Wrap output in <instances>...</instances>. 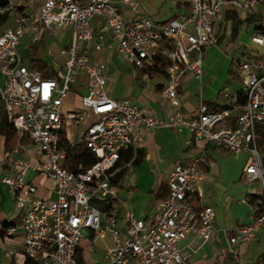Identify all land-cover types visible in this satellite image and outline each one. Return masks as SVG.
Instances as JSON below:
<instances>
[{"label": "built area", "instance_id": "2783aa9c", "mask_svg": "<svg viewBox=\"0 0 264 264\" xmlns=\"http://www.w3.org/2000/svg\"><path fill=\"white\" fill-rule=\"evenodd\" d=\"M126 1L139 6L137 0ZM184 1L190 11L167 21L146 14L128 22L116 0H44L38 11H17L0 26V98L19 138L0 158V166L11 171L0 176V182L10 190L20 219L18 223L6 220L5 235L21 232L22 237L20 245L8 251L9 264H26L28 258L39 264H80L75 256L84 237L91 234L113 238V244L104 247L105 264H187L216 230L214 207L197 200L208 163L204 148L191 162L177 163L170 171L168 194L158 201L150 220L132 211L120 218L116 204V174L124 164H132L144 133L160 125L176 131L189 129V145L205 140L231 154L248 151L244 173L249 182L259 181L261 195L243 201L260 208L252 223L235 230L230 243L247 244L264 227V152L257 139L258 131L264 130V57L245 52L244 58H235L242 89L221 92L225 106L221 111L211 110L201 100L197 115L189 119L183 115L179 97L187 73L202 78L205 49L218 42L215 25L226 5L241 10L260 0ZM97 17L104 20L109 43L124 62L146 76L148 71L165 70L163 93L175 109L170 119L160 120L150 105L108 94L107 64L90 53L103 51L109 38L95 31ZM41 25L49 34L71 30V42L62 49L68 59L51 76L26 64L19 52L23 38L28 35L35 40ZM251 41L264 47V33L253 34ZM83 73L87 77L81 106H68L66 99ZM69 124L79 141L69 136ZM25 138L38 160L22 154ZM79 145H85L97 159L88 167L80 162L74 170L70 152ZM129 153L133 157L124 161ZM40 176L50 181L45 197L38 192ZM120 223L125 225V237ZM231 253L240 260L237 248H231Z\"/></svg>", "mask_w": 264, "mask_h": 264}, {"label": "crops", "instance_id": "0c3cea01", "mask_svg": "<svg viewBox=\"0 0 264 264\" xmlns=\"http://www.w3.org/2000/svg\"><path fill=\"white\" fill-rule=\"evenodd\" d=\"M43 1L10 0L9 8H14L12 3L14 2L23 7L24 10L19 12H36ZM241 1L246 2L247 0ZM137 2L138 8H134L126 0H116L119 9L128 22H132L146 14L152 15L157 21H167L190 11V5L184 0H137ZM256 6L257 4L239 10L240 16L245 18L248 13L253 12L262 13L264 18L261 5ZM232 8L231 5H226L223 18L215 25L218 42L216 45L205 49L202 78H196L193 73H187L183 77L179 97L182 103L181 110L186 118L190 119L197 115L201 100L214 105H223L220 94L224 89H229L226 88L228 85L226 81L229 77L240 85L235 90L230 89L232 92L242 89V81L234 71V60L241 57V55L237 53L236 57H232V61H230V57L224 56L219 47L220 42L232 33L231 21L227 18V11ZM15 12H17V9L12 14ZM263 18L259 23L263 21ZM94 26L97 33L105 32L109 36L103 51L90 52L94 59L105 61L107 64L108 94L115 99L129 98L137 105H150L160 120L167 121L170 119L175 109L163 93V86L167 79L166 74L154 72L146 76L142 72L136 71L131 65L124 63L111 47V43H109L110 32L105 29L104 20L100 17L95 18ZM253 34L255 33H252L251 36ZM30 38L26 35L19 46V52L24 61L25 57L21 52V48L23 46L31 47L34 40L33 38L28 40ZM70 42L71 30L69 38L65 40V47ZM236 42L239 48L234 49L245 48L242 55L245 52H259L260 54L264 52V47L254 44L251 39L244 43L239 37ZM48 56L49 58L54 57L52 52ZM46 57L47 55L44 54L38 57L37 60H44L48 63ZM37 62L31 60L29 65H36ZM86 77V73L81 75L82 81L77 85L79 93H83L85 90L86 83L83 80ZM2 82L3 77L0 75V85H2ZM66 104L70 106L67 102ZM3 114L5 113L0 98V125ZM262 131L264 135V130L262 129ZM190 138L191 132L189 129L184 128L182 131H176L165 125L151 128L144 133L141 146L138 149L141 154L139 161L135 164L123 165L126 173L122 184L117 186L118 199L116 204L119 208L120 218L124 216L126 211H132L137 217L150 220L157 211L158 201L168 194L167 178L170 171L177 163L191 162L198 155L201 148H204L208 163L204 165L205 177L200 184V198L197 200L202 205L214 207L216 230L210 241L192 254L187 264H264V227L247 244L238 242L232 245L230 243V237L235 230L241 225L252 223L260 208L258 204L243 201L244 198L256 199L261 195L259 181H255L257 185L254 184L255 182H249L244 173L249 162V152L242 151L238 154H231L205 140L197 143L193 142L189 145L188 140ZM5 140V136L0 130V158L7 150ZM22 144L24 145L23 155L31 156L35 160L39 159L29 139H23ZM124 161H126V158H124ZM10 172L7 167L0 166V176ZM37 184L39 195L42 197L47 196L50 181L40 176L37 178ZM130 191H133L131 195L129 194ZM18 215L19 211L10 190L0 182V264H9V249L18 247L21 243V232L14 237H7L4 231L6 220L12 219L14 223H18L20 220ZM120 227L122 236L125 237V225L120 223ZM107 236L110 237L108 245H112V236L110 234H107ZM105 238H99L94 234L84 237L78 253L83 250L90 264H105L104 247L107 244L98 249L93 248L99 240ZM186 243L187 241L183 242V244ZM89 245L92 247H89ZM233 247L240 252L239 261L231 253Z\"/></svg>", "mask_w": 264, "mask_h": 264}, {"label": "rangeland", "instance_id": "374dc122", "mask_svg": "<svg viewBox=\"0 0 264 264\" xmlns=\"http://www.w3.org/2000/svg\"><path fill=\"white\" fill-rule=\"evenodd\" d=\"M12 3L14 5L15 9H18V7H20L19 5L15 4L14 2H12ZM259 5H261V9H262V11H264V0L259 1L257 3L256 7H258ZM14 8H10V9L12 11H15ZM259 24L264 27V18H263V21L260 22ZM39 28H40V30L36 35V39L34 40V43L31 44V47L23 46L21 48V52L25 57V63L30 64L31 60H34V59L37 60L38 57H41L42 55L45 54V55H47L46 60L48 61L49 65L51 66L52 70L53 69L57 70V69L63 68L64 62L68 59V56L66 54H62L61 50L64 49V47H65V40H67L70 36V28L67 30L66 29H64V30L57 29L52 34L45 32V29L42 25ZM241 29L242 30L240 32V37H241V40H243V42L245 43L251 39L252 30L247 31L244 28V25L242 26ZM32 38L33 37H31L28 40H32ZM237 46H238L237 42L232 40L230 34H228L223 39V41L220 42V44H219V47L222 50V54L224 56L230 57V59H231L230 61H232V57H236L237 53L240 54L242 58H244V56L242 55V51H243V49L245 50V48L241 47L240 49H234V48H239ZM50 52L53 53L54 57L49 58L48 54ZM261 55L264 57V52L261 53ZM124 63H126V62H124ZM131 67L134 69V67L132 65H131ZM234 71L236 74H238L235 63H234ZM226 84L229 85V86L228 85L226 86V88H229V90L230 89L235 90L236 87H240V85L237 82H235V80L232 79L231 77H229L227 79ZM231 86H233V87H231ZM78 88L79 87L77 85H75V86L73 85L72 91L69 94L68 98L66 99V102L72 107H80L81 106V95L83 93H79ZM67 131H68L69 136L72 139H74L75 141H79V136H78V134H75L76 129L72 124H69L67 126ZM257 139H258L259 148L261 149V151L264 152V135L259 134ZM254 184L257 185V182H255ZM99 205H100V203H99ZM109 243H110V237L107 236L105 239L99 240L97 242V244L95 246H93V248L98 249V248L102 247L104 244H109ZM89 247H92V246L89 245ZM75 259L80 264H90L89 263L90 261H88L87 256L85 255L83 250L76 254Z\"/></svg>", "mask_w": 264, "mask_h": 264}, {"label": "trees", "instance_id": "16d2710c", "mask_svg": "<svg viewBox=\"0 0 264 264\" xmlns=\"http://www.w3.org/2000/svg\"><path fill=\"white\" fill-rule=\"evenodd\" d=\"M10 0H0V26H4L9 18L12 15V10L9 8ZM23 7H18L17 11H23ZM227 18L231 21L232 26V33L231 38L232 40L236 41L240 37L241 28L244 25V28L249 31L250 28H252V33H264V27L259 24V21L262 20L263 15L262 13H253L250 12L245 18H242L239 14V10L236 8H232L227 11ZM254 24V26H252ZM38 61L36 65H33L34 67L44 71L45 75L51 76L55 74L56 69L51 68V66L45 62L44 60H36ZM164 62L163 64H165ZM154 72L148 71V74H153ZM158 73H165L164 69H160ZM211 110L221 111L225 108L223 105H214L213 103L208 102L207 103ZM1 133L5 136V147L7 149H13L19 138L18 134L15 130V128L12 126V124L7 119L6 115L3 114L1 118V125H0ZM259 134H262L263 131L259 130ZM71 169L76 170L77 165L82 162L85 167L90 166L96 161V156L88 149L85 145H79L71 149ZM140 151H137L135 158L133 159L132 163L135 164L140 159ZM133 157L132 153H129L126 155V161L130 160ZM126 170L124 168L120 169L118 173L116 174V181L115 185L116 187L122 184V181L124 179ZM260 197V196H259ZM259 197H256L259 198ZM251 200H254L253 198ZM263 260H264V253H263ZM26 264H39L38 261L28 258L26 261Z\"/></svg>", "mask_w": 264, "mask_h": 264}]
</instances>
